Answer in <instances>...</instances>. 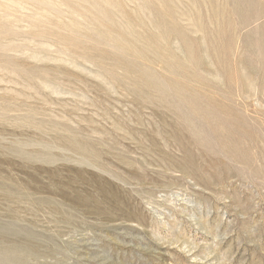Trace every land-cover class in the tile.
I'll return each mask as SVG.
<instances>
[{
    "label": "rangeland",
    "instance_id": "1",
    "mask_svg": "<svg viewBox=\"0 0 264 264\" xmlns=\"http://www.w3.org/2000/svg\"><path fill=\"white\" fill-rule=\"evenodd\" d=\"M0 264H264V0H0Z\"/></svg>",
    "mask_w": 264,
    "mask_h": 264
}]
</instances>
